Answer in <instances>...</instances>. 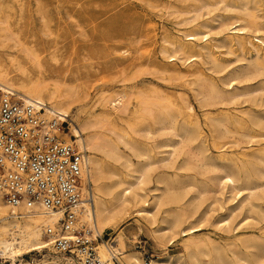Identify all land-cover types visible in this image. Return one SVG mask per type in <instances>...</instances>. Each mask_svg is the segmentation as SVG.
<instances>
[{"label": "bare ground", "instance_id": "obj_1", "mask_svg": "<svg viewBox=\"0 0 264 264\" xmlns=\"http://www.w3.org/2000/svg\"><path fill=\"white\" fill-rule=\"evenodd\" d=\"M9 1L3 0V4ZM78 1L80 0H75V3L78 4ZM178 1L179 5L173 7L172 14L175 15V24L181 29L177 30V34L167 31L159 35L161 40L159 55L163 59L170 63L178 62L183 66L198 59L209 65L208 70L214 73H223L228 65L219 59L218 54H214L212 48L223 47L231 53L236 49H245L248 43L254 48V62L249 63V66L245 68L237 67L226 72L222 76V84L229 87L233 81H239L241 78L259 73L263 68L259 60L261 59L260 52L264 50V38H256L255 41L258 44H254L251 39H246L247 41L243 39L250 30L259 32L264 28L261 17L256 13L258 0ZM13 2L15 3L17 0ZM50 4V0H36L35 11L41 36L33 39L29 44L25 42L21 44V57L24 61L15 58V55L14 57L7 55L9 67H13L20 76L17 78L11 76L12 72L8 66L0 61V89L13 92L26 102H40L44 105V115L47 118L56 116L66 122L72 111V105L76 102L74 87H66L59 82L49 83L43 75L44 68L40 62L42 53L39 55L38 51L48 53L49 58L56 63V55L59 51L56 39L60 37L73 39L78 31L61 34L53 32L50 27L51 19L45 9ZM94 4L105 7L109 3L96 0ZM104 7L97 12L89 7L81 6L78 9L74 7L67 10L65 15L68 18L82 15L89 22L106 16L103 21L94 26L90 33H81V31L78 32V35L94 42L108 41L114 39L118 31L126 32L123 30L127 26L123 28L118 19L108 17V12ZM22 9L20 7L19 12ZM9 16L10 14L0 7V28L3 31H7L10 27ZM131 28L132 26H130ZM130 29L128 28L127 32ZM8 33L10 34V32ZM220 33L225 34L222 38L214 40L218 43L210 45L209 41L213 40L211 36ZM118 34L120 33L118 32ZM154 36H157L156 33ZM122 37L118 38L123 39ZM246 38L248 37L246 36ZM16 44L20 45L18 41L14 40L12 47H16ZM25 60L30 66L37 69L34 77L30 76V71L24 64ZM130 61V63L129 61L128 64L126 63L127 65L124 64L126 66L121 67L123 63L119 62L112 67L114 69L119 67L120 73L123 74L126 69L139 63L136 59ZM141 65L146 67V64L142 63ZM198 66L200 65L198 64ZM173 68L174 70L171 71L170 68L165 67L160 79L169 82L184 80V84L189 86L188 89L193 92V97L203 108L227 106L233 103L238 95L232 86L231 90L220 87L203 70L202 72L199 69L191 70L190 68L186 75L176 71L180 68L175 66ZM138 71L140 69H137L136 73L128 78L119 79L121 83H131L129 91L122 90L113 95L99 93L90 106L93 109L92 112H96L94 111L96 109L98 113L89 112L84 119H76L79 117L76 114V125L73 124L74 126L71 128V138H65V140L61 138L64 142L75 144L85 152L87 149L89 152L91 151V154L86 156L87 173L89 181L95 183V195L92 189V203L83 205L79 213L80 220L93 227L101 236V233L111 229L119 219L130 213L147 220H153L156 214L163 213L160 227L153 231L155 239L164 244L165 242L169 243L175 235L185 236L182 239L183 253L176 257L168 256L161 260L150 261V264H264V239L243 243L241 248H236L233 244L235 248L230 250L231 255L229 256L212 242L206 244L193 237V233L197 231L196 223L199 222V219L195 218L196 201L211 191V183H216L222 197L225 193H229L231 199L243 196L239 202L241 209L246 205L254 208L258 204L253 201V198L264 186V171L257 167L251 170L252 156L249 158V154L240 152L242 157L237 159L218 154V159L222 163L220 166L213 163L207 164V167L218 171L217 175L208 178L209 182L198 186L190 175L184 179L181 178L176 170L190 171L196 166L204 167L206 165L204 164L205 158H210L205 154L209 148L202 135L201 124L197 120L198 117H195L192 106L188 103L185 104V99L184 105H178L157 87H140L149 80L141 77L142 73ZM145 71L147 70L145 69ZM185 77L188 78L185 79ZM81 107L85 106L81 105ZM204 117L212 147L216 150L224 149L228 144H232L233 141L230 142L227 138L233 135L247 138L250 142L260 137L258 133H255V129L253 130L246 124L247 122L242 116L233 114L229 110L219 116H210L208 112ZM256 118L258 124L264 119L260 115H257ZM156 135L165 138L149 143ZM134 136L141 137L144 141L140 142ZM120 146L130 154L122 153ZM162 148L166 149L164 152H160L164 153V156L157 160L153 159V150ZM98 155H101L102 158ZM178 159L181 161L180 167L176 165ZM107 160H112L114 165H109ZM158 162L161 164L159 168L156 166ZM117 165L118 167H116ZM167 170H173V173L168 174ZM147 196H149L148 200H150L151 206L144 208L147 206L145 204ZM186 199L188 200L185 201ZM7 208L10 209V212ZM231 211L227 216L217 221L218 227H230L233 220ZM58 216V214L46 215L38 206H34L32 209L25 208L23 205L9 206L0 196V258L8 259L11 264H16L23 261L21 257L24 255L45 251L43 258L49 260L50 264H79L71 258H65L49 251L50 244L43 236V229L46 225H53ZM122 246L121 235H117L111 245H107L104 240L98 242L97 252L101 260L100 264H115L113 260L118 255L120 257L116 259L117 264H141L136 253L122 255ZM32 262L33 264H42L43 260ZM26 264L31 263L26 262Z\"/></svg>", "mask_w": 264, "mask_h": 264}, {"label": "rangeland", "instance_id": "obj_2", "mask_svg": "<svg viewBox=\"0 0 264 264\" xmlns=\"http://www.w3.org/2000/svg\"><path fill=\"white\" fill-rule=\"evenodd\" d=\"M13 1L10 0L8 3L3 4V0H0L1 9H4L7 13L10 14L8 20L10 23L9 29L7 31H3L0 28V61L3 64L5 63L6 66H8V68L12 72L10 75L14 78H17L20 75L19 73H17V71H15L13 67H9L7 55L9 54L12 57H14L15 55V58L19 59L20 61H24L21 57V44L24 42L29 44V42L33 39L39 38V36H41V33L39 31L37 14L35 11L36 0H17V2L15 3ZM50 1L52 5H48V7H46L45 9H47V13L51 19L50 27H52L51 29H53L52 31L55 33L61 34L64 32H75V30L78 32L82 31L81 33H90L94 29V26L96 24L106 18L105 16L102 18L94 19L93 21L89 22L82 15L73 16V18H68L65 15L67 10L72 9L74 7L78 9L81 6H83V8L89 7L93 11L97 12L100 8H103L104 6H96L94 4L96 0H80L78 1V4L75 3V0ZM103 1L109 3L107 4V6L104 7L106 12H108L107 16L114 17L116 18V20L118 19L120 24L123 25V28L127 26L123 30H126V32L121 33V31H118L120 34H118L117 32L116 37L108 41H90L87 40V38L79 36L78 32H76L73 39L63 37L57 38L56 41L58 44L59 51H57L56 63H54L49 58L48 53H43L41 50L38 51L39 55L42 53L40 55V62L43 65V75L44 77H46L47 81L49 83L59 82L64 84L66 87H74L73 90L75 92L76 102L72 105V113H69V116L66 119L67 123H64L67 129H65V133L61 134V138L64 140L65 138H71V128L76 125V114H78L79 116L76 119H84L87 117V114L89 112L98 113L96 109H94V111L96 112H92L93 109L90 106L99 93L104 92V94L113 95L115 93H118V91H129L131 83H121L120 80L134 75L136 73L135 71H137V69H140V71L138 72L142 73L141 77L149 80V82L144 84V86L140 87H157V89H161V91H163L165 95H167L168 97L170 96V99L178 105H184L185 99V104L188 103L190 106H192V108L194 109L193 113L195 117L199 118H197V120L201 124V128L203 131L202 135L206 139V144L209 148L208 152L205 154L209 155L210 158H205L204 164L206 165L204 167L196 166L190 171H186L184 169L176 170L181 178L184 179V177L190 175L192 178H194V182L196 185H202L203 183H206L208 181L209 177L218 174L217 169L215 170L207 167V164L211 163L215 164L216 166L222 165L221 161L218 159V154H224L227 158L237 159L242 157L240 155V152H246L247 154H249V158L250 156H252L251 160L253 164H251L250 166L251 170L254 169V167H257L264 171V119L261 120V122L258 124L256 118L257 115L264 117V50H261L260 52L261 59L259 61L263 68L259 71V73L256 75H249L246 78H241L239 81H233L232 85L227 87L222 84V76L226 72L237 67L245 68L249 66V63H253L255 60L254 48L248 45V43L246 44L245 49H236L234 52L231 53H229L223 47L212 48L214 54H218L217 56L219 57V59H221L228 65L227 69L223 73H214L208 70L207 67H209V65L205 64L203 61L198 59L184 66L180 65V63L178 62L170 63L159 55V48L161 46V40L159 39V35L167 31L171 34H177V30L181 29L175 24V15L172 14L173 7L179 5L178 0ZM258 1V9L256 13L261 17V21L264 23V0ZM20 7L23 8L21 12H19L18 10ZM75 21L78 22L76 23ZM130 23L131 25H129ZM130 26H132L131 29ZM128 28L130 29V31L128 30L127 32ZM8 32H10V34ZM155 33L157 35L156 37L154 36ZM224 34L225 33H220L218 35L213 34L211 36L213 40L209 41V44L211 45L218 43V41L214 40L222 38ZM135 35L137 36L135 37ZM121 36H123V39L118 38ZM246 36L248 38H246ZM11 37H13V39H11ZM261 37L264 38V28L259 32H254V30H250L243 39L244 41L246 39H251L254 44H258L255 39ZM14 40L18 41L20 45L16 44V47H12L14 45ZM127 52L130 53L128 54ZM132 59L138 60L139 63L141 62L140 64L138 63V65H140L139 68L136 64L134 65V67L131 66L126 69L125 73L123 74L120 73L121 70L119 71V67L115 69L113 68L114 64L119 62L123 63L121 67L126 66L128 64V61L130 63V60ZM142 63L143 65L146 64V67H143L141 65ZM196 63H198L200 66H198V64ZM24 64L26 65V67H28L30 71V76L34 77L36 75L37 69L30 66L26 60ZM141 66L143 67V69H141ZM174 66L181 69L180 70L176 68V71H180L181 73L186 75L188 69L190 70V68L191 70H203L204 73L214 79V81L220 87L224 88L225 90H231L232 86L233 89H236V93L238 95L234 99L233 103L227 106H217L218 108H203L193 97V92L188 89L189 86L184 84V80H172L169 82L160 79L161 73L164 71L165 67H168L171 71H173ZM145 69L147 71H145ZM187 78L188 77H185V79ZM166 91L171 94H168ZM81 105L85 107H81ZM228 110L233 114L242 116L244 120H246V124L253 130L255 129V133H258L260 137L250 142L247 138H242L238 135H233L232 137L227 138L228 141H233L232 144H228L227 147L221 150L214 149L212 147L210 134L205 123L206 119L204 115L205 113L209 112L210 116H219L221 114L227 113ZM134 138L140 142L144 141L141 137L134 136ZM164 138V136L156 135L154 136L152 141H149V143L158 142L163 140ZM120 149L122 153L128 155L130 154L122 146H120ZM165 150V148L154 149L152 152L153 159H160L162 156H164V153L160 152H164ZM88 154H91V151L89 152V150L87 149L86 156H88ZM98 157L102 158L101 155H98ZM133 160L135 159L133 158ZM177 162V167H180L181 161L178 159ZM107 163L111 166L114 165L112 160H107ZM156 166L159 168L161 164L158 162ZM116 167H118V165ZM167 172L168 174H172L173 170H167ZM90 182L92 184L93 193L95 195V183L92 181ZM210 189V192L205 193L201 197V199L196 201L195 218L199 219L198 223L200 224L196 223L197 231L193 233V237L195 239H200V241L206 244H210L209 242H212V244L219 247L220 250L225 251L229 256L231 255V249H234L235 247L241 248L243 243H252V241L264 239V186L253 198V201L257 203L258 206L250 208L246 205L243 209H241L242 207H239V202L243 198V196L242 198L240 196L236 199H231L229 193H225V195H223L222 197L220 195L221 191L218 190L216 183H211ZM145 190L147 191V189ZM148 199L149 196H147V199L145 201V204H147V206H144V208H149L151 206L150 200ZM187 200L188 199H186L185 201ZM232 208L233 211H231ZM7 209L10 212V209ZM230 211L232 212L231 214L233 216V220L230 227H218L217 221L222 217L227 216ZM162 216L163 213H159L156 214L153 220H147L144 217L134 216L133 213H130L126 217L119 219L117 221V224H115V226H113L111 229H107L103 233H101V236L104 237L99 242L104 240L107 242V245H111V242L115 239V237L117 235H121L123 239L122 255L128 253H136L141 261V264H143V261L144 259H146V257L150 261L161 260L168 256L176 257L179 254L183 253L182 239H184L185 236L175 235L169 243H159L158 240L155 239L156 237L154 236L153 231L160 227ZM209 237L212 239H210ZM233 244L235 245V247H233ZM49 251L52 252V250ZM45 253V251L34 253L32 252L31 255H24L23 257H21L23 261L17 262L16 264H26V262H30L31 264H33L32 261L36 260H43L42 264H48L49 260H45L43 258V255ZM119 257L120 255L116 256L113 260L115 264H117L116 259H118ZM2 260L6 261V263L3 264H11L8 259L0 258V261Z\"/></svg>", "mask_w": 264, "mask_h": 264}, {"label": "built area", "instance_id": "obj_3", "mask_svg": "<svg viewBox=\"0 0 264 264\" xmlns=\"http://www.w3.org/2000/svg\"><path fill=\"white\" fill-rule=\"evenodd\" d=\"M64 123L47 118L42 103L0 89V196L9 206L58 214L43 229L50 250L79 264H100L97 245L104 236L79 218L92 203L86 152L61 139Z\"/></svg>", "mask_w": 264, "mask_h": 264}]
</instances>
